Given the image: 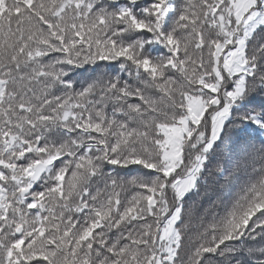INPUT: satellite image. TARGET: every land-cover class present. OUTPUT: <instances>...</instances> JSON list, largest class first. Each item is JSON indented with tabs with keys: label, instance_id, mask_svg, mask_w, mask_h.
<instances>
[{
	"label": "snow or ice",
	"instance_id": "obj_1",
	"mask_svg": "<svg viewBox=\"0 0 264 264\" xmlns=\"http://www.w3.org/2000/svg\"><path fill=\"white\" fill-rule=\"evenodd\" d=\"M0 264H264V0H0Z\"/></svg>",
	"mask_w": 264,
	"mask_h": 264
}]
</instances>
